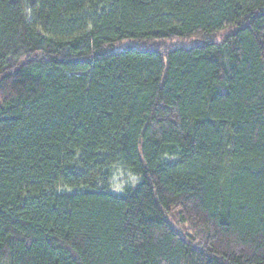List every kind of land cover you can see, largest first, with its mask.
Instances as JSON below:
<instances>
[{"label": "trees", "instance_id": "16d2710c", "mask_svg": "<svg viewBox=\"0 0 264 264\" xmlns=\"http://www.w3.org/2000/svg\"><path fill=\"white\" fill-rule=\"evenodd\" d=\"M0 264H264V0H0Z\"/></svg>", "mask_w": 264, "mask_h": 264}, {"label": "rangeland", "instance_id": "374dc122", "mask_svg": "<svg viewBox=\"0 0 264 264\" xmlns=\"http://www.w3.org/2000/svg\"><path fill=\"white\" fill-rule=\"evenodd\" d=\"M140 178L134 174L129 168L122 164H118L111 169V179L109 181V190L116 194H123L127 188L135 187ZM178 228L183 226L174 219Z\"/></svg>", "mask_w": 264, "mask_h": 264}]
</instances>
